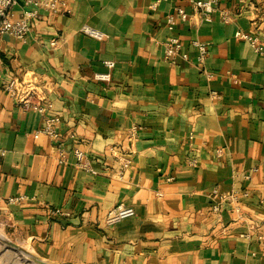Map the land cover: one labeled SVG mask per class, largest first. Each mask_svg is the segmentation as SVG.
Returning a JSON list of instances; mask_svg holds the SVG:
<instances>
[{"label": "crops", "instance_id": "crops-1", "mask_svg": "<svg viewBox=\"0 0 264 264\" xmlns=\"http://www.w3.org/2000/svg\"><path fill=\"white\" fill-rule=\"evenodd\" d=\"M66 1L71 13L41 9L25 39L0 37V217L9 234L53 264H264V51L235 35L264 46V0H218L213 21L191 0ZM177 6L190 17L171 30ZM85 23L108 36L83 32ZM171 35L188 60H166ZM195 39L208 43L203 63ZM107 59L116 61L112 81L94 80ZM12 77L45 88L71 151L66 163L54 139L34 135L47 114L4 89ZM75 147L97 174L77 166ZM120 153L132 160L123 178L113 174ZM216 187L248 193L244 217L231 201L213 211ZM14 195L25 198L8 203ZM119 203L136 213L108 224Z\"/></svg>", "mask_w": 264, "mask_h": 264}, {"label": "built area", "instance_id": "built-area-1", "mask_svg": "<svg viewBox=\"0 0 264 264\" xmlns=\"http://www.w3.org/2000/svg\"><path fill=\"white\" fill-rule=\"evenodd\" d=\"M24 8L19 17L15 13V6L18 0H0V37L3 34H11L17 38L25 39L31 30L32 20L40 16L41 9H46L54 12L71 13L72 9L66 0H23ZM196 13H201L205 21H213V13L217 10L218 0H191ZM153 7L157 6V2L152 4ZM190 17L187 10L182 6H177L175 11L169 13L167 16V25L169 29L173 30L179 19L188 20ZM223 19L229 21L231 19L228 12L223 11ZM82 31L92 35L94 37L103 39L108 36L107 33L97 29L89 23H85L82 26ZM235 35L240 38L247 39L256 49V51L263 52L264 46L259 43L258 37L248 32L237 30ZM57 41H52L55 44ZM193 44L199 50V61L203 63L208 54V43L198 39L193 40ZM164 55L166 60L172 63H178V60H188L190 58L188 51L184 48V43L180 37L176 35L169 36L164 41ZM105 64L108 67L106 71L95 72L93 79L96 81L109 83L112 81V69L116 66V61L112 59L105 60ZM211 76L212 74L209 73ZM14 99L22 105L26 110H35L40 113L47 114L45 125L35 131L34 135L39 137L41 134L50 136L56 141L58 149V162L66 163L69 159L70 150L66 148L63 142L61 131L59 130V124L61 122V116L58 114L50 113L53 108V102L49 100L45 88L40 84L38 79H19L18 77H12L4 86ZM215 96V95H214ZM140 126L137 124L132 125L128 129V138L130 143L135 144L138 139V133ZM2 154H5V149H0ZM72 153L76 159L78 167L85 169L86 171L97 174L98 168L95 167L92 157L83 149L75 147L72 149ZM217 154H223V149H217ZM117 160L120 162L119 168L113 173L114 176L123 178L126 169L130 166L132 160L127 155L122 153L116 155ZM196 159L191 162L196 163ZM113 172V171H112ZM247 192L233 191L230 193H222L219 188L213 189V211L217 215L221 214L222 205L226 201H231L235 205V210L241 217L245 215L242 213L240 207L241 198L247 196ZM25 196L14 195L7 198L8 203H20L24 200ZM2 196L0 195V200ZM54 213H62L60 209L53 211ZM136 213L133 206L125 203H119L114 206L107 214L106 222L113 224L120 219L133 216ZM0 224L6 226V222L0 217ZM258 239L264 242V235L259 234Z\"/></svg>", "mask_w": 264, "mask_h": 264}, {"label": "rangeland", "instance_id": "rangeland-1", "mask_svg": "<svg viewBox=\"0 0 264 264\" xmlns=\"http://www.w3.org/2000/svg\"><path fill=\"white\" fill-rule=\"evenodd\" d=\"M8 239L17 242L27 252L11 247L7 243ZM37 255L38 252L30 244L14 239L6 226L0 224V264H43L38 260Z\"/></svg>", "mask_w": 264, "mask_h": 264}, {"label": "water", "instance_id": "water-1", "mask_svg": "<svg viewBox=\"0 0 264 264\" xmlns=\"http://www.w3.org/2000/svg\"><path fill=\"white\" fill-rule=\"evenodd\" d=\"M7 243H8L11 247H13V248H15V249H18V250L21 249V250H23V251L25 250L24 247L20 246L17 242L12 241V240H10V239H8ZM25 251L27 252V250H25ZM36 257H37L38 260L41 261L43 264H53V263H51L50 261H48L47 259H45L44 257H42V256H40V255H37Z\"/></svg>", "mask_w": 264, "mask_h": 264}]
</instances>
